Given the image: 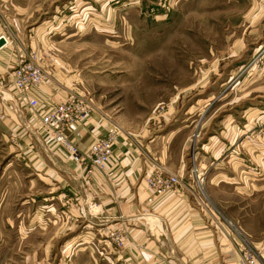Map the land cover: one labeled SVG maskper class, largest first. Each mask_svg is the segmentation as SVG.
<instances>
[{
	"label": "rangeland",
	"instance_id": "1",
	"mask_svg": "<svg viewBox=\"0 0 264 264\" xmlns=\"http://www.w3.org/2000/svg\"><path fill=\"white\" fill-rule=\"evenodd\" d=\"M0 13L11 22L13 48L56 59L126 132L160 131L167 117L166 128L176 121L181 138H190V159L211 136L238 132L237 164L223 156L216 169L203 168L206 161L198 159L201 166L192 161L179 176L217 178L202 182V193L244 231L241 244L254 261L264 262V0H0ZM246 130L252 152L242 145ZM52 187L38 189L48 194ZM44 229L27 241L22 233L0 232V264H124L116 258L134 248L130 230L113 224L94 237L96 263L97 253L92 260L89 249L69 246L75 235L88 240L86 230Z\"/></svg>",
	"mask_w": 264,
	"mask_h": 264
},
{
	"label": "crops",
	"instance_id": "2",
	"mask_svg": "<svg viewBox=\"0 0 264 264\" xmlns=\"http://www.w3.org/2000/svg\"><path fill=\"white\" fill-rule=\"evenodd\" d=\"M4 15L0 17V37L11 39L13 28ZM31 55L48 80L40 88L23 93L10 82L11 75ZM67 72L70 73L56 59H46L41 51L16 50L12 45L0 50V97L5 99L0 106V232L22 233V240L27 241L30 233L44 226V230L54 227L65 233L84 229L91 234L86 236L88 240L81 242L75 235L69 246L73 250L89 249L95 260L93 255L98 249L94 237L103 238L113 224L123 223L135 240L133 251L116 258L124 264H264L249 263L244 257L246 245L240 240L244 231L233 226L231 220L225 221L220 210L202 193V182L210 185L217 178L183 176L175 191L148 202L152 194L146 177L151 166L160 163L182 176L190 162L201 166L198 159L206 161L203 168L209 164L216 169L223 156L232 165L237 164V151L232 148L238 132L211 136L200 152H191L194 157L190 159L185 156L190 138H181L182 127H176V121L166 128V117L164 126L158 127L160 131L126 132L99 107L100 102L91 92L79 90V77L68 76ZM72 96L82 97L93 106L83 122L64 132L66 140L78 149V158L58 144L43 123L51 109ZM32 100L38 102L37 107L30 105ZM116 131L119 136L113 159L105 170L93 168L89 173L92 145ZM244 132L242 145L252 152V134ZM225 137L230 140L225 141ZM222 139L226 144L217 156V142ZM207 150L212 153L207 155ZM248 153L246 149V160ZM46 185L53 186L52 193L39 192L38 187ZM47 200L52 206L31 207L32 201ZM16 201H23L20 209L15 207ZM144 231L150 232L151 237L141 242ZM254 248L258 249L255 245ZM97 256L98 253L96 263Z\"/></svg>",
	"mask_w": 264,
	"mask_h": 264
},
{
	"label": "built area",
	"instance_id": "3",
	"mask_svg": "<svg viewBox=\"0 0 264 264\" xmlns=\"http://www.w3.org/2000/svg\"><path fill=\"white\" fill-rule=\"evenodd\" d=\"M1 38H6V46L12 45V40L10 38L6 36H2ZM47 80V74L37 63L36 57L31 55L27 61L20 64V66L12 72L10 82L20 92L25 93L31 89L40 88ZM4 103L5 99L0 97V106H3ZM30 105L32 107H37L38 102L32 100ZM92 111L93 106L85 99L72 96L66 102L51 109L44 116L43 123L45 127L52 132L56 142L68 149L74 158H78V149L66 140L64 132L71 126L79 125L92 113ZM118 136L119 133L116 131L94 142L89 153V161L91 164L89 173H92L93 168L105 170L109 162L113 159L114 146L118 140ZM194 172L197 173L198 171L196 170ZM197 177L201 179L202 175H197ZM180 183L181 177L172 172L167 166L160 163L151 166L146 177V184L152 194L148 202L152 203L154 198L163 197L175 191L177 187L180 186ZM244 257L249 260L250 263L254 262V258L250 256V252H248L247 249L244 253Z\"/></svg>",
	"mask_w": 264,
	"mask_h": 264
},
{
	"label": "water",
	"instance_id": "4",
	"mask_svg": "<svg viewBox=\"0 0 264 264\" xmlns=\"http://www.w3.org/2000/svg\"><path fill=\"white\" fill-rule=\"evenodd\" d=\"M4 46H6V41H5L4 38H0V50H1Z\"/></svg>",
	"mask_w": 264,
	"mask_h": 264
},
{
	"label": "bare ground",
	"instance_id": "5",
	"mask_svg": "<svg viewBox=\"0 0 264 264\" xmlns=\"http://www.w3.org/2000/svg\"><path fill=\"white\" fill-rule=\"evenodd\" d=\"M136 14H137V13H136ZM1 37H2V36H1ZM1 37H0V38H1ZM5 39H6V38H5ZM4 47H5V46H4ZM4 47H3V48H4Z\"/></svg>",
	"mask_w": 264,
	"mask_h": 264
}]
</instances>
